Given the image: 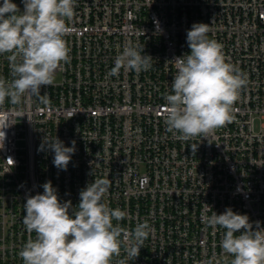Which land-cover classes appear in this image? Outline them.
Masks as SVG:
<instances>
[{"label":"built area","instance_id":"obj_1","mask_svg":"<svg viewBox=\"0 0 264 264\" xmlns=\"http://www.w3.org/2000/svg\"><path fill=\"white\" fill-rule=\"evenodd\" d=\"M73 8L65 21L69 58L52 83L41 85L40 96L0 102V264H22L18 253L35 238L22 221L28 195L50 180L58 199L71 201V214L79 191L99 177L111 181L104 201L127 212L113 220L121 240L138 222L151 226L128 264H230L233 254L220 247L224 229L202 215L230 206L264 227V121L256 127L264 118V0H75ZM193 22L208 24L207 37L247 84L230 121L206 137L181 139L166 124L164 97L172 61L190 51ZM125 43L150 55L151 67L111 74ZM7 55L0 54V77L10 82ZM45 136L75 141L66 170L53 164L50 149L38 151ZM122 258L123 243L112 264Z\"/></svg>","mask_w":264,"mask_h":264},{"label":"clouds","instance_id":"obj_2","mask_svg":"<svg viewBox=\"0 0 264 264\" xmlns=\"http://www.w3.org/2000/svg\"><path fill=\"white\" fill-rule=\"evenodd\" d=\"M23 10L15 0H0V54L7 53L12 79L0 77V102L8 97L19 103L25 96H40L41 85H50L62 61H67L69 48L64 34L70 29L66 18L73 16L75 0H21ZM189 52L176 56V72L170 93H165V121L181 139L197 135L206 137L213 129L232 119V106L246 74L227 62L222 45L207 37L208 24L193 22L186 30ZM151 56L137 46L125 43L114 60L111 74L123 67L128 70H147ZM0 127V144L5 133ZM198 147L192 144L194 151ZM48 148L53 164L67 169L75 141L70 145L57 136H45L38 151ZM108 177L95 178L79 191V203L70 214L71 201L58 199L57 188L51 181L42 183V192L28 195L23 204V224L35 238H29L18 255L22 264H112L124 244L127 259L115 264H128L139 255L151 226L147 220L138 222L121 240L119 223L127 215L120 207L111 208L103 197L110 187ZM206 206H209L205 204ZM202 219L213 228L224 229L220 247L233 254L230 264H264V227H256L248 214L226 206L221 213L212 211ZM243 229L242 231H237Z\"/></svg>","mask_w":264,"mask_h":264},{"label":"rangeland","instance_id":"obj_3","mask_svg":"<svg viewBox=\"0 0 264 264\" xmlns=\"http://www.w3.org/2000/svg\"><path fill=\"white\" fill-rule=\"evenodd\" d=\"M264 121V118H261V117H257L256 119V127H259L260 126V123Z\"/></svg>","mask_w":264,"mask_h":264}]
</instances>
